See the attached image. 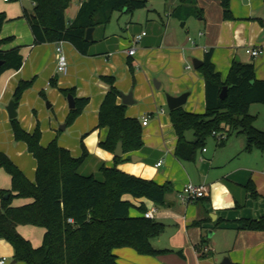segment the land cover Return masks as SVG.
Instances as JSON below:
<instances>
[{
  "label": "crops",
  "instance_id": "0c3cea01",
  "mask_svg": "<svg viewBox=\"0 0 264 264\" xmlns=\"http://www.w3.org/2000/svg\"><path fill=\"white\" fill-rule=\"evenodd\" d=\"M17 1L20 8L14 7L13 1L0 0V13H5L9 19L1 30L0 41L12 39L3 44L1 50L19 49L24 58L21 70L8 71L0 78V127H4V136L0 132V152L9 156L24 175L35 182L36 160L24 143L15 141L7 107L13 101L18 83L35 79V85L24 94L17 110L23 128L29 133L35 130L38 122L31 110L36 106L44 107L41 93H49L52 105L47 106L48 109L57 105L67 117L70 112L67 98L57 89L50 91L51 80L57 79L60 89H74L75 97L88 98L90 103L75 124L69 129L66 127L65 130H69L67 133L60 135L51 127L48 140H41L43 148L57 139L61 147L69 150L74 157H80L85 146L89 157L79 172L83 176L94 175L99 181L104 180L102 167L116 166L122 173L170 186L163 206L145 198L124 197L125 201L134 205L132 217L143 215L139 210L141 207L145 213L155 211L154 220L163 224L165 231L152 240V246L157 251L170 252L155 257L139 255L131 248L117 249L114 254L119 264H221L226 258L231 264H264V232L237 230L240 220L264 219V154L259 150L245 152V137L236 135L233 138V134L228 136L233 141L226 140L219 145L216 140L214 150L203 148L193 160L179 159L176 155L178 138L172 128L171 111L166 99L167 95L180 97L189 94L182 108L192 114L206 112V80L194 68V61L203 62L208 51H212L213 63L223 79L239 59L243 64H254L256 78L264 80V55L253 58L246 52L252 59L243 55L241 59L238 57L244 49L247 51L250 47L264 45L263 4L257 2L255 11L250 5L251 0H247V12L236 14L238 1L232 0L233 19L225 20L220 1L197 0L203 17L196 19L202 26L204 23L205 33L200 32L199 39L192 44L188 36L190 31L186 34L184 31L189 24L196 26L192 23L195 17L183 20L174 15L181 6V0H175L166 21L150 22L147 17L145 26H128L126 38L109 34L108 25L97 27L93 33L95 45L91 46L86 56L71 44L64 43L72 66L70 72L68 69L66 74H59L54 51L57 44H35L31 26L22 18L25 10L33 12L25 7L29 0ZM80 8L81 2L74 0L68 13L69 21L76 18ZM143 32L147 34L136 45L135 56L128 57L126 51L132 46L133 38ZM190 64L195 71L188 69ZM102 77H115V87L121 93L119 104L125 105L121 95H131L129 104L125 105L127 117L137 119L141 124L143 117H149L147 127H143V148L124 152L118 164L115 152L100 147L109 134L108 128L98 127L99 110L110 90ZM65 121L61 119L67 125ZM257 127L264 131L261 126ZM186 140L187 143L196 142L193 132L186 134ZM159 162H162L161 167H157ZM251 181L257 190V199L245 188ZM187 184L203 187L205 197L187 205L181 203L178 194ZM11 189V177L0 168V190ZM31 202V199H15L13 206L21 207ZM17 230L34 248L42 245L43 228L18 226ZM205 249L209 252L205 253ZM14 257L15 249L0 239V261L5 258L6 264H23L15 261Z\"/></svg>",
  "mask_w": 264,
  "mask_h": 264
},
{
  "label": "trees",
  "instance_id": "16d2710c",
  "mask_svg": "<svg viewBox=\"0 0 264 264\" xmlns=\"http://www.w3.org/2000/svg\"><path fill=\"white\" fill-rule=\"evenodd\" d=\"M17 1V0H9ZM32 13L26 10L23 19L29 24L35 44H71L81 55H88L95 41L87 42V31L91 28L107 26L115 13L133 15L146 8L148 0H79L81 8L73 21L68 13L74 0H31ZM225 20H232L231 0H219ZM174 15L188 18L203 17V10L197 0H181ZM9 22L5 13H0V33ZM12 39L0 41V78L8 71L17 72L24 64L19 49L4 52L1 46ZM208 51L202 67L206 90V112L192 114L182 107L170 112L171 122L178 144L176 155L182 160H193L199 149L205 148L207 139L214 132H226L228 136L242 135L246 139L245 152L259 150L264 154V131L254 126L256 117L251 115L252 104H264V80H258L254 64L235 61L223 79ZM131 72L133 67L131 65ZM109 84L99 110V128H108L109 134L100 147L111 153L122 142L125 153L143 148V127L137 119L126 115V106L119 104L121 94L115 87V77H102ZM35 79L20 81L14 91L13 101L18 110L24 93L34 85ZM67 98L72 95L76 108L70 110L67 126L75 124L89 105L88 98L75 97L74 89L58 87L57 79L50 82ZM227 96L221 99L224 89ZM45 97L44 93H41ZM16 142L27 146L28 152L36 160L35 182H31L19 167L4 153L0 152V168L11 177L12 189L0 190V239L7 241L15 249V261L23 264H119L114 251L122 248L134 249L142 256H160L170 251H157L152 240L160 237L165 227L154 219L145 218L141 207V217H132L134 208L124 197L145 198L157 206L166 203L170 186L158 185L135 176L122 173L117 167H102L104 180L94 175L83 176L79 170L89 157L83 146V154L74 157L60 146L55 139L47 147L41 145L42 132L39 122L32 133L27 132L20 121L10 120ZM193 132L195 143H187L186 134ZM219 143V142H218ZM223 143V142H221ZM219 143V145L221 144ZM116 164L121 157L115 159ZM254 199L258 193L251 181L245 187ZM15 199H31L30 204L14 207ZM69 220H73L72 223ZM18 226L43 228L45 235L40 247L34 248L31 242L18 232ZM238 231L264 232V219L240 220Z\"/></svg>",
  "mask_w": 264,
  "mask_h": 264
},
{
  "label": "rangeland",
  "instance_id": "374dc122",
  "mask_svg": "<svg viewBox=\"0 0 264 264\" xmlns=\"http://www.w3.org/2000/svg\"><path fill=\"white\" fill-rule=\"evenodd\" d=\"M174 1L175 0H148V3L152 6V10L153 11H149L147 8H144V9L136 11L133 15H128L127 13H115L113 15V17H112L111 22L107 26L108 32L111 35L112 34L113 35L116 34V35L121 36L122 38H124L126 36L125 33H126V30H127L126 28L128 26L129 27L132 26V25L145 26L146 23H148V18H149L150 22H153V21L162 22V20L166 21L167 13H168L169 9H171V6H172ZM237 1H238V5H237V8H236V14L237 13L238 14H243V12H247L246 9L248 10V8H245V6H247V4H248L247 2H245L247 0H237ZM257 2L263 4L262 9L264 11V0H251L250 5H252V8H253L252 10L256 11V9H254V7H255V4ZM12 4H13L14 7L20 8V4L18 3V1H13ZM25 7L27 8V10H30V11H33V9H34L31 0L26 1ZM231 10H232V0H231ZM192 21H193L192 23H196V26H192L191 27V24H189V26L185 29L184 33L186 34L187 31H190L188 36L195 42L196 40L199 39V33L205 31V27H204V23H203V26L199 22H198L199 23L198 24L197 23L198 19H196V18L193 19ZM63 47H64L63 49H65L64 52L66 54V57H67V60H68V63H69V72H70V69H71V66H72L71 62H70V56H69V54L67 52V46L64 44ZM56 49H57V45H56ZM56 49L54 51H55L56 57H58ZM121 49L122 48H120V50ZM242 55L245 56V57L251 58L250 56H248L246 54V50L245 49L243 50V52H241L240 55H238V57L241 59ZM190 65H193V64H190ZM193 71H195L194 68H193ZM35 83H36V80L34 82V85H35ZM54 89H57V88H52L51 87L50 91L52 92V91H54ZM57 91L61 92V91H59V89H57ZM48 95H49V93H47V92L45 93V97L41 95V99L43 100V106H44L43 108H40L39 106H36V107L32 108V110H35V111L31 110L32 115H35V117H36L35 119L40 124L41 132H42V138H44L46 140H48L47 138L49 136V133L52 132L51 127L55 128L56 130H58L57 132L60 135L61 134H65V133H67L69 131V130L68 131L67 130H62V131L60 130L61 127L64 126V123L61 122V119L67 120L68 115L66 117L63 114V112L61 111V108H59L57 105H53V107L51 109L47 108L48 104L52 105V101L49 99ZM23 97H24V95H23ZM23 97H22V99L20 101L19 107H20V105H21V103L23 101ZM250 113L253 116L256 117V120L254 121V126L256 128H258L257 126H261L262 128H264V104H254V105L252 104V106L250 108ZM56 117H57V121H56ZM18 120H19V117H18ZM65 124H67L66 121H65ZM71 126H69L67 129L71 128ZM22 127H23V125H22ZM260 130H262V129H260ZM0 132H1V135L4 136V127L3 126L0 127ZM236 135H238V134L235 133L233 138H235ZM230 138L227 137L226 140L228 142L230 140L233 141V138L232 137H230ZM228 142H227V144H228ZM18 143H20V142H18ZM205 148H207V150H214L216 148V139L213 136H210L207 139V142L205 144ZM198 151H201V149H199Z\"/></svg>",
  "mask_w": 264,
  "mask_h": 264
},
{
  "label": "built area",
  "instance_id": "2783aa9c",
  "mask_svg": "<svg viewBox=\"0 0 264 264\" xmlns=\"http://www.w3.org/2000/svg\"><path fill=\"white\" fill-rule=\"evenodd\" d=\"M5 1H8V0H5ZM146 34H147L146 32H143L142 34L137 35L133 38L132 46L129 49H127V51H126V54L128 57H134L135 56V53H136L135 47L138 43L141 42L142 38L145 37ZM200 36H202V34H200ZM189 41L192 44H195V42L191 38H189ZM63 45H64L63 42L58 43L57 49H56L57 54H58L56 70H57V73H59V74H66L68 72V69H69V63H68L66 54L64 52ZM246 52L248 55H250L253 58L261 57L264 55V45H261L259 47H250L247 49ZM192 68H193L192 65L188 66V69H192ZM148 122H149V117H143L142 118V127H147ZM212 136L219 143H221V142L226 141L228 134L226 132H220L219 131V132H214L212 134ZM161 165H162V162H159L157 164V167H161ZM204 192H205V190L203 187H198V186H195L193 184H187L182 189V192H180L178 194V199L181 203L187 205V204L193 203L196 199L205 197ZM154 214H155V211H149V212L145 213L144 216L146 219H154ZM69 222L72 223L73 220H69ZM204 252L208 253L209 249H205ZM6 262H7V260L5 258H3V259H1L0 264H6Z\"/></svg>",
  "mask_w": 264,
  "mask_h": 264
},
{
  "label": "water",
  "instance_id": "95a60500",
  "mask_svg": "<svg viewBox=\"0 0 264 264\" xmlns=\"http://www.w3.org/2000/svg\"><path fill=\"white\" fill-rule=\"evenodd\" d=\"M146 8L148 10H152V7L149 3L147 4ZM94 30H95V28H91L87 31V35H86V41L87 42L93 41ZM237 61L239 62V59ZM2 65H3V62L0 61V67ZM202 65H204L202 61H199V60L194 61V68L196 70H199L202 67ZM226 96H227V89L225 88L223 93L221 94V99L224 100ZM130 97H131V95H128V96L121 95V98H122L123 103L125 105L129 104L128 100L130 99ZM188 97H189V94H184L180 97H173L172 95H167L166 99H167L168 109L173 112V110H176L178 108L183 107L186 104ZM67 101H68V105L70 107V110L76 108V101L72 95L68 96ZM9 105L10 106L7 107V113L9 115V119L13 121L14 119L18 118V112L16 110V104L14 101H12ZM50 106L51 105L48 104V107H50ZM66 127H67V125H64L61 127V129L65 130ZM123 154H124L123 143L120 142L117 145V148L115 150V156L121 157ZM221 264H231V261L229 260V258H226L223 260V262Z\"/></svg>",
  "mask_w": 264,
  "mask_h": 264
}]
</instances>
